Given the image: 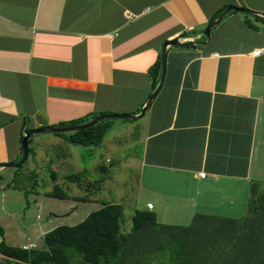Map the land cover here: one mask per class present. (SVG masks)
<instances>
[{"label":"crops","instance_id":"1","mask_svg":"<svg viewBox=\"0 0 264 264\" xmlns=\"http://www.w3.org/2000/svg\"><path fill=\"white\" fill-rule=\"evenodd\" d=\"M228 6L255 15L229 11L206 37L204 28ZM175 38L180 44L167 45L162 83L144 115L109 122L92 150L102 174L104 158L135 169L131 198L101 199L103 185L93 197L73 196L151 211L163 224L244 216L252 184L264 187V52L252 55L264 47V0H0V176L20 157L25 127L138 115L160 80L162 46ZM53 134L29 139L31 165L50 163L37 148L50 142L69 153L50 167L80 170L79 145ZM178 212L186 219L167 218Z\"/></svg>","mask_w":264,"mask_h":264},{"label":"trees","instance_id":"2","mask_svg":"<svg viewBox=\"0 0 264 264\" xmlns=\"http://www.w3.org/2000/svg\"><path fill=\"white\" fill-rule=\"evenodd\" d=\"M155 65V74L158 75L160 61ZM84 121L70 120L58 126ZM108 123L99 122L93 130L88 129L95 125L81 129V136H75L76 132L58 135L74 144L98 146ZM27 131L25 127L22 136ZM80 176L72 173L65 178L81 186ZM84 177L82 173V179ZM103 181L100 180V184ZM47 195L81 201V198L64 193L59 185H54ZM124 216L121 204L102 202L79 223L58 225L43 233L42 246L30 241L34 247L23 249L24 244H6L1 238L0 264H264L262 184H252L247 212L239 218L195 214L188 225L163 224L157 221L153 212L134 209L130 231L124 232ZM0 236H3L1 226Z\"/></svg>","mask_w":264,"mask_h":264},{"label":"rangeland","instance_id":"3","mask_svg":"<svg viewBox=\"0 0 264 264\" xmlns=\"http://www.w3.org/2000/svg\"><path fill=\"white\" fill-rule=\"evenodd\" d=\"M87 119L86 122L77 125L91 121L90 116H88ZM126 119L128 120V118ZM117 120L121 119L106 118L99 122H115ZM99 122L95 123V126L88 130L95 129ZM82 130L68 131L60 134L66 135L76 132L75 136H81ZM54 135L53 133H40L33 136L45 138V136ZM49 143L50 142L47 144L38 143L37 148L40 152H44L49 156L50 163L56 165L59 162L58 157L60 155L66 156L69 153L64 148L55 147ZM72 146H74L73 149L76 148V145ZM78 148H81L76 152L79 161H77L78 164L75 165H80V170L72 169L70 174H81L80 179L82 180V172L84 171L85 177H88L87 181H91L92 183V187H90L89 190L83 189L82 183L81 186H79L76 183L68 182L65 176L68 174L69 170L65 167L59 168L58 166H53L54 168H52L49 166V162L37 164V168L33 167L31 165L32 145L29 141L28 159L26 158L19 167H8L4 169L3 172L5 175L3 177L0 176V226H4L6 234L0 236V239L3 238L6 244L17 245L20 244L21 239L23 241H28L26 237H29V240L36 241L35 243L37 246H42L43 241L41 233L43 231L47 232L58 225L77 224L82 221L89 212L99 208L102 202L108 200H110V202L119 201L120 197H123V194L124 197L131 198L132 192L135 189V169L130 166L128 161H121L122 159L105 161L104 158L101 162H98V165L106 167V171L102 174L97 168H94V165L90 162L92 150L96 147L79 145ZM85 148L86 150H83ZM121 153L124 154L127 152L121 151ZM136 153L139 152L137 151ZM21 155L18 160L14 162L19 161ZM82 168L84 169L83 171ZM52 172L57 174L56 180H53L51 176ZM102 178L106 181L100 184L99 179ZM54 185H59L60 189L71 197H73V195H80L81 197L82 195H87L88 197H93V194L103 185L101 196L98 192L96 195H99L101 199L104 198L106 201L99 200V204L96 202L89 203L88 201L82 202V198L80 199L81 201H79L69 198L46 197L45 192L52 191ZM121 200H123V203L129 205L128 199L124 200L123 198ZM135 204L137 203L134 202L133 205ZM48 211L52 212V215H48ZM132 211L133 208L125 206V216L122 226L124 232L130 231ZM178 214L179 215L174 216L168 214L167 218L176 219L179 217L178 219L180 220L182 218L186 219L184 215L180 216L181 214L179 212ZM45 217H47L48 223L42 225L43 222H46ZM190 219L191 218L185 220L186 223H188Z\"/></svg>","mask_w":264,"mask_h":264},{"label":"water","instance_id":"4","mask_svg":"<svg viewBox=\"0 0 264 264\" xmlns=\"http://www.w3.org/2000/svg\"><path fill=\"white\" fill-rule=\"evenodd\" d=\"M229 11H236V12H241V13H245L251 16H254L255 13L249 9L246 8H239V7H235V6H228L226 7L219 15L218 17L211 21L203 30V34L207 37L209 30L211 27H213L214 25H216L221 18L228 13ZM180 41L175 38L173 40L167 41L163 44L162 46V50H161V56H160V62H161V75H160V80L158 82V85L156 86V88L150 93L149 97L147 98L145 104L141 107L139 114L138 115H129V114H117V113H107V114H102L99 116H96L94 118L91 119V121L85 123V124H81V125H70V126H62V127H57V126H41L38 128H33V129H29L21 138V148H22V155L21 158L19 159V161L17 162H8L3 164L4 167H19L24 160L27 157L28 154V141L29 139L35 135V134H40V133H63V132H68V131H75V130H80V129H84L87 127H90L92 125H94L95 123L99 122L102 119H106V118H120V119H134V118H139L141 116L144 115L147 106L150 104L151 100L153 99L154 95L156 94V91L158 90L159 86L162 83V79H163V75H164V60H165V51H166V47L167 45H179Z\"/></svg>","mask_w":264,"mask_h":264},{"label":"built area","instance_id":"5","mask_svg":"<svg viewBox=\"0 0 264 264\" xmlns=\"http://www.w3.org/2000/svg\"><path fill=\"white\" fill-rule=\"evenodd\" d=\"M264 52V47H262V48H257V49H255V50H253V52H252V55H254V56H258V55H260V54H262ZM200 175V177H204V173H200L199 174ZM147 207L148 208H152V204L151 203H148L147 204ZM34 243L33 242H30V241H28L27 243H25L23 246H22V248L23 249H30V248H33L34 247Z\"/></svg>","mask_w":264,"mask_h":264},{"label":"clouds","instance_id":"6","mask_svg":"<svg viewBox=\"0 0 264 264\" xmlns=\"http://www.w3.org/2000/svg\"><path fill=\"white\" fill-rule=\"evenodd\" d=\"M24 135V134H23Z\"/></svg>","mask_w":264,"mask_h":264}]
</instances>
